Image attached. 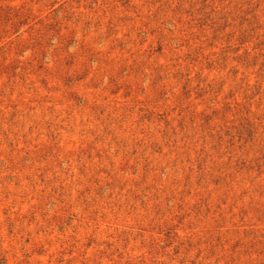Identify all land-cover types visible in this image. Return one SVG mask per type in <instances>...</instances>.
Returning a JSON list of instances; mask_svg holds the SVG:
<instances>
[{
    "label": "rangeland",
    "instance_id": "rangeland-1",
    "mask_svg": "<svg viewBox=\"0 0 264 264\" xmlns=\"http://www.w3.org/2000/svg\"><path fill=\"white\" fill-rule=\"evenodd\" d=\"M0 264H264V0H0Z\"/></svg>",
    "mask_w": 264,
    "mask_h": 264
}]
</instances>
